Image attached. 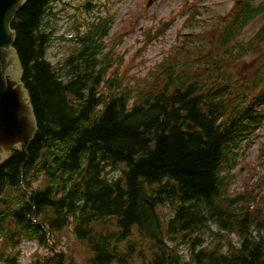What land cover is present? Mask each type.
Wrapping results in <instances>:
<instances>
[{
    "label": "trees",
    "instance_id": "trees-1",
    "mask_svg": "<svg viewBox=\"0 0 264 264\" xmlns=\"http://www.w3.org/2000/svg\"><path fill=\"white\" fill-rule=\"evenodd\" d=\"M60 1L26 0L10 24L37 131L0 164V263L18 264L23 241L57 247L70 228L87 264H264V198L229 191L238 151L264 124V0H237L133 88L109 74L103 20L48 61L43 20ZM107 166L120 176L105 178ZM48 264L74 263L56 253Z\"/></svg>",
    "mask_w": 264,
    "mask_h": 264
},
{
    "label": "rangeland",
    "instance_id": "rangeland-1",
    "mask_svg": "<svg viewBox=\"0 0 264 264\" xmlns=\"http://www.w3.org/2000/svg\"><path fill=\"white\" fill-rule=\"evenodd\" d=\"M236 1L61 0L52 5L51 12L43 20L47 31L52 34L46 58L57 67L60 60L78 48L81 38L92 30V25L103 20L107 36L98 43L104 45L106 51H111L114 57L109 74L114 70L124 74V85L129 88L148 84L152 82L150 73L158 62L172 50L182 49L193 39L194 33L216 26ZM87 3L90 6L86 8ZM261 22L262 19L258 18L246 28L243 34L245 40L258 30ZM158 25H166L161 27H165L163 34L152 39ZM121 171V166H107L105 178L119 177ZM230 173L233 175L230 193L243 194L246 198H264V124L251 137L248 145L242 144ZM158 211L165 221L172 210L164 207ZM212 230L215 229L212 227ZM56 239L57 247L51 243L46 247L35 242H21L17 248L18 264H41L46 255L54 254L52 249L64 254L67 261L87 264L89 253L84 244L75 239L70 228L58 233ZM230 239L233 243L237 242L234 236ZM205 241L210 244L212 237L206 236ZM177 254L188 258V251L183 246L178 248Z\"/></svg>",
    "mask_w": 264,
    "mask_h": 264
},
{
    "label": "water",
    "instance_id": "water-1",
    "mask_svg": "<svg viewBox=\"0 0 264 264\" xmlns=\"http://www.w3.org/2000/svg\"><path fill=\"white\" fill-rule=\"evenodd\" d=\"M26 0H0V164L12 150L26 148L37 131V122L20 79L22 70L13 49L10 24ZM56 254L48 260H52ZM45 263V264H48Z\"/></svg>",
    "mask_w": 264,
    "mask_h": 264
}]
</instances>
